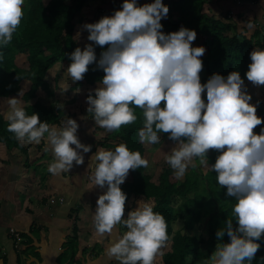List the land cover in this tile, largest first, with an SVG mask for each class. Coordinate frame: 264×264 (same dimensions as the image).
Here are the masks:
<instances>
[{
	"label": "clouds",
	"instance_id": "9594fccd",
	"mask_svg": "<svg viewBox=\"0 0 264 264\" xmlns=\"http://www.w3.org/2000/svg\"><path fill=\"white\" fill-rule=\"evenodd\" d=\"M24 5L25 0H0V48L12 40L24 16ZM168 11L162 0L142 5L137 0H122L111 15L84 23L87 40L106 47L98 59L93 43L75 47L68 54L67 75L73 82L82 80L95 62L104 75L85 98L87 113H92L96 125L111 131L136 121L134 106L139 107L141 142L157 143L160 133L176 141L166 160L177 178L185 175L194 157L215 170L218 185L226 186V194L235 203L233 218L217 229V245L203 264H252L264 234V127L254 131L264 118L257 115L256 104L249 102L252 96L238 70L226 77L213 73L201 83L205 47L192 45L197 36L194 29L181 26L161 31V19ZM249 56L245 76L255 85H264V48H253ZM7 105V129L21 143H39L46 135L45 150L53 156L48 172L59 175L74 163H84V153L92 145L78 139L76 119L66 116L62 126L41 121L38 113L28 114L19 96L8 97ZM209 149L218 152L210 165ZM148 164L139 150L124 142L114 148L100 147L89 159L90 188L104 189L93 212L96 232L112 234L117 225L126 229L106 248L107 256L119 264H155L169 239L166 218L154 211L152 202L138 200L125 217L127 194L120 185L130 169L147 168ZM225 233L229 241L220 242Z\"/></svg>",
	"mask_w": 264,
	"mask_h": 264
},
{
	"label": "trees",
	"instance_id": "16d2710c",
	"mask_svg": "<svg viewBox=\"0 0 264 264\" xmlns=\"http://www.w3.org/2000/svg\"><path fill=\"white\" fill-rule=\"evenodd\" d=\"M85 4V0H25L24 16L20 25L13 33L10 43L0 48V55L3 57L0 59V100L4 103L3 109L8 107L7 98L18 96L22 91V84L28 83L29 87L20 97L28 114L36 112L41 121H48L50 124L59 126L64 116L63 110L61 111L54 104L59 94L65 95L69 91H76L84 86L92 88L99 85L104 72L93 62L89 65V70L82 80L68 86L66 90L61 88L59 72L66 71L70 63L68 54L79 46L74 38V28ZM200 10V5L194 2L189 10L188 8L178 10L181 17L168 14L166 18L161 19L163 25L161 31L167 33L178 30L181 26L196 31L197 36L192 41V45L198 46L195 43H199L205 47V54L201 57L203 62L200 72L201 83L206 82L213 73L226 77L233 70H238L241 77L248 80L245 72L250 63L249 53L253 48H264V29L256 28L251 35L246 36L238 31L235 24L204 17ZM104 47L106 46H99L97 59ZM18 55L24 56L23 64L16 62ZM56 66L59 67V72L54 74L51 82H47L48 71ZM39 93H44L47 98L53 99V103H42L39 100ZM202 98L206 100V96ZM163 103L161 101V105ZM134 108L138 119L131 124L121 126L118 130H113L112 135L108 136L103 143H98L99 147L114 148L117 144L124 142L130 149L139 150L144 156L145 149L138 134L139 128L143 126L142 110L136 106ZM3 112L0 111V151L12 152L16 156L24 155L26 158V146L30 143H21L15 134L7 129L8 121L4 119ZM256 113L264 118L259 106L256 107ZM92 127L94 132L95 128L101 129L93 123ZM261 127H264V123L257 125L254 130L260 131ZM160 135L167 136L168 134L160 133ZM40 147L37 148L40 149ZM51 158H53L52 154ZM24 165L29 164L24 161ZM32 167L36 172L38 165L35 164ZM195 167L191 168L190 173L185 174L179 183L170 182V171L165 169L156 183L144 173L145 169L142 166L130 169L125 181L120 185L127 194L125 203L131 197L152 202L154 211L161 212L166 218L169 234L166 243H170V249L162 254L159 264H203L205 258L215 250L218 242L217 229L224 226L226 219L233 218L232 205L235 203V198L226 194V186L220 187L212 184L216 176L215 170L208 172L207 177L203 178V183H201L203 187L199 189V176L195 173ZM64 173L66 172H62L61 175L63 178ZM51 197L43 196L44 204H47ZM177 198H180L181 202L175 206L173 202ZM205 204L208 208L204 209ZM129 209L131 210L126 205L125 217ZM71 211L75 212L73 209ZM203 218H205V223L202 221ZM68 219L72 235L62 241L56 262L58 264H82L80 259L76 258L80 252L76 219L73 220L70 217ZM175 220L182 222L183 231H176L172 235L171 224ZM236 224L237 222L233 219V227ZM120 226L125 228L123 225ZM198 226L203 228L200 230L201 233L198 236L190 235L189 232H194ZM92 228L96 231L94 225ZM229 239L225 233L220 238V242H228ZM259 243L261 247L252 259V264H264V234L259 239ZM201 245H204L203 250ZM83 251L81 250V253Z\"/></svg>",
	"mask_w": 264,
	"mask_h": 264
},
{
	"label": "crops",
	"instance_id": "0c3cea01",
	"mask_svg": "<svg viewBox=\"0 0 264 264\" xmlns=\"http://www.w3.org/2000/svg\"><path fill=\"white\" fill-rule=\"evenodd\" d=\"M137 2L142 5L150 3L151 0H137ZM162 2L168 5L167 16L172 13L177 17L179 16L176 14L179 13L178 10L184 8L182 0H162ZM192 2L200 5V13L204 17L221 20L223 23L231 22L236 25L239 32L240 25H246L249 32L246 36L251 35L256 28L262 27L264 29V0H191L186 7L188 10L192 7ZM100 4L98 11H95L97 14L95 15L98 17H101L99 14L101 10L109 14L110 10L114 11L120 8L122 0H102ZM89 131L93 136H96L92 123H84L79 128L78 139L81 138L82 132L88 135ZM90 141L92 143L96 139L90 138ZM26 149L28 155L29 149L27 147ZM24 158V155L16 156L12 152L0 151V264H58L56 256L62 241L66 238H63L62 235H72L68 218L73 219L75 212L72 213L71 210L74 211L80 207L77 214L85 215L95 211L94 202H96L98 195L95 188L91 189L87 186L88 183H91L90 175L88 176L89 173L91 174L90 169H88L90 158H85L82 164L74 163L75 165L64 173V178L61 176L62 173L54 176L48 172L47 168H42V172L36 170L34 174L37 175L38 183H42L43 186L47 185L48 191L44 194L40 193L39 190L28 192L31 185L28 188L27 180L22 181L21 176L23 174L18 170L21 165H24V161L26 162L27 159ZM36 161L35 158L31 162L29 170L33 171L32 166L38 164ZM23 176L26 177V175ZM31 184H33V190L34 181ZM99 191L102 192V189ZM54 194L57 196V205L53 213L48 214L47 220L42 221L41 210L32 208L30 202L37 200L36 196L38 195V202L43 205V196L50 197ZM59 197H64L62 203H60ZM127 206L131 209L136 207L131 204V201ZM75 222L78 223V219ZM10 229L16 231L18 237L9 233ZM49 235L51 236L47 237ZM79 235L78 230L80 252L77 255L84 256L82 260H79L82 264H119L118 261L110 259L106 254V248L115 236L105 238L103 242L99 241L98 244L93 243L89 248H85L80 244ZM44 236L46 238H43ZM47 238H50V244H47ZM163 247L165 249L162 254L170 249V244L166 243ZM81 250L84 251L81 253ZM90 255L92 257H89Z\"/></svg>",
	"mask_w": 264,
	"mask_h": 264
},
{
	"label": "rangeland",
	"instance_id": "374dc122",
	"mask_svg": "<svg viewBox=\"0 0 264 264\" xmlns=\"http://www.w3.org/2000/svg\"><path fill=\"white\" fill-rule=\"evenodd\" d=\"M102 0H85V5L82 7L81 11H80V15H79V21L78 23L75 25L74 28V38L77 40L79 46L81 48H83L87 43H93L92 41L87 40V35H88V31L87 29H84L82 26L84 23L88 22H96L98 19H100L102 16L104 15H111L114 11L110 10L107 14L105 12H103L104 10H101V12L99 14H101V17L96 16V12L99 9V6L101 5L100 2ZM191 2V0H182V6L186 9V7H188L189 3ZM100 4V5H99ZM192 4H194V2H192ZM96 11V12H95ZM111 12V13H110ZM96 14V15H95ZM177 15H179L181 17L180 13H176ZM184 14V13H183ZM182 14V15H183ZM171 15H175L172 14ZM239 30L241 33L243 34H249L246 25H240ZM195 45L200 46L199 43H195ZM99 49V45H95L94 44V51L97 55V51ZM205 54V52H204ZM203 54V55H204ZM16 62L18 64H23L24 61V56L23 55H18L16 57ZM56 72H59V67L56 66L53 69H50L48 71V75L46 76V81L47 82H51L54 74ZM59 74L61 75V88H63L64 90L67 89L68 86H71L72 84L76 83L77 81L73 82L71 80V77H69L67 75V69L64 72H59ZM244 84L246 86L245 90L247 92H249L252 96L251 101H249L250 103L256 104V107L259 106L260 109H262L263 114H264V85H255L253 84L251 81L249 80H244ZM97 86H99L98 84L94 87H82L76 91H72V92H68L65 95L63 94H59V98L57 99V101L54 103L56 106H58L60 108V110L64 112V116L61 118L60 120V125L62 126V121L66 118V116H70L74 119L77 120L79 127L77 129V133L79 132V128L81 126H83L84 123H93L95 126L100 127L99 125L95 124L94 119L92 118V113H87L86 111V107H87V101H86V96L89 94V92L93 89H95ZM29 87L28 83H23L22 84V91L21 93L18 95L19 99L22 95V93L27 90V88ZM92 94H94V92H92ZM206 93H202V97H205ZM39 100L44 103V104H49L50 102L53 103V99L51 98H47L44 93H39ZM257 101H259V103H257ZM22 103V101H21ZM4 103L2 100H0V111L3 112V115L5 114V112L8 110V107L6 109L4 108ZM23 105V103H22ZM5 119V116H4ZM6 120V119H5ZM101 128V127H100ZM92 129V128H91ZM255 132H258V129L254 130ZM88 132V131H87ZM113 133V130L109 131L106 130L104 128L101 129H96L95 128V134L96 136H93L90 131L88 133V135H86L85 132L81 133V138L82 140H80L82 143L84 144H90L92 145L91 150L87 153H84V159L85 158H90L93 154V150L94 153L96 150H98L100 147L98 145V143H103L106 138L108 136H111ZM93 136V137H92ZM161 136V135H160ZM78 137V136H77ZM79 138V137H78ZM90 138L96 139L95 142L90 143ZM113 142V144L115 143V141H111ZM176 141L171 140L168 135L167 136H161V140L157 143H147V142H142V145L145 149V153L144 156L145 158H147V160L149 161L148 167L145 168L144 173L146 175H148L151 178L152 182H158L159 178L162 174V172L167 169L170 171L169 173V179L170 182H176L179 183L180 181L183 180L184 176L182 178H177L174 175V169L171 168V166L169 165V163L166 160V155L170 154L172 148L175 146ZM46 145H47V139H46V135L45 138H42L41 141L39 143H30L27 144V148L29 149V154L26 157V164L28 163L29 165H21L19 167V172H22L23 175H26V177L24 178V176L22 175V181L27 180V184L28 188L31 185V189L28 192H35L36 190H39L40 193H45L48 191L47 189V185L45 184V186H43L42 183H38L37 181V175L34 174L35 171L29 170L30 166H31V162L35 160V158L37 159L36 165H38L37 171L38 172H42V168H47L48 167V163L53 159L51 158V153H49L50 151H46ZM41 146L40 149H38L37 147ZM74 146V145H73ZM103 148H106V146H102ZM41 151L42 154H41ZM80 151L82 152L83 150L80 149ZM218 155L217 150L215 149H209V151L207 152V157H208V163L209 165L211 163H214L213 161H215L216 156ZM42 156V157H41ZM25 159V158H24ZM32 159V161H30ZM192 163H194L196 165L195 167V173L199 176V189H201L203 186L202 181L204 180L203 178L207 177V174L209 171H211L207 166L201 165L199 162V158L198 157H194ZM192 163L189 164L188 170L186 171V175L190 173V169L194 168L192 166ZM75 165V164H74ZM1 168V167H0ZM192 170V169H191ZM28 174V175H27ZM30 177V179H29ZM32 181H34L35 183V187L32 190L33 184ZM209 182V181H208ZM213 185L216 186H220L218 185L215 177L213 179ZM22 185V184H21ZM88 188H90V183L87 184ZM221 187V186H220ZM95 188L96 189V193L97 195L101 194L104 189L98 187V186H94L91 187V189ZM99 189H102V192L99 191ZM21 190V189H20ZM38 191V192H39ZM95 191V190H94ZM209 192V191H208ZM211 192V191H210ZM209 192V193H210ZM190 196V194H189ZM214 196V195H213ZM212 196V197H213ZM38 198L39 196H36L37 200H32L30 203L32 204L31 207L32 208H36L38 210H41L40 213L42 214V221H46L47 217H49V213H53L54 208L56 207V199L57 196L56 194L52 195L51 199L48 201L47 204H44V202L42 203L43 205H40V203L38 202ZM60 203L63 202L64 197H59ZM131 201V204L137 207V201L138 199H134L133 197H131L129 199L128 202L125 203V210H126V205ZM181 199L177 198L176 200H174L173 204L175 206H177L178 204H180ZM96 207V202H94V209ZM205 208H208L207 204H205L204 206ZM216 207V205L214 206ZM202 209V210H204ZM34 210V209H33ZM79 210L76 209L75 210V215H74V219H78V223H75L80 235L79 238L81 240L80 244L81 246H85V248H89L90 246H92V244H98L99 241L103 242L105 240V238H113L116 234H122L125 231V228L121 227L120 225H117L116 228L114 229V233L112 234H108L105 233L103 235L98 234L96 231H94V229L92 228V226L94 225L93 223V213L89 214V215H85V214H77ZM36 217V216H35ZM37 219V217L35 218ZM202 221L205 223V218L202 219ZM202 222V223H203ZM172 235H174V233L176 231H183L182 230V222L180 220H175L172 224ZM197 230H195L194 232H189V234H193L198 236L201 232L200 230H202L203 228H201L200 226H198V228H196ZM91 230V231H90ZM89 231V232H88ZM120 231V232H118ZM45 232V231H44ZM47 232H49V230H47ZM82 232V233H81ZM9 233L15 234L16 235V231L10 229ZM51 235L47 236L50 237ZM63 238H67L69 237L68 235H62ZM43 238H46L45 236ZM47 244H50V238H47ZM52 242V241H51ZM170 244V243H169ZM202 250L204 249V245H201ZM165 249V247H162L163 251ZM84 256H78L76 255V258H79L80 260L83 259ZM89 257H92L91 255ZM160 256L157 257L155 264H159L161 262L160 260ZM207 258V257H206ZM204 262V261H203Z\"/></svg>",
	"mask_w": 264,
	"mask_h": 264
},
{
	"label": "built area",
	"instance_id": "2783aa9c",
	"mask_svg": "<svg viewBox=\"0 0 264 264\" xmlns=\"http://www.w3.org/2000/svg\"><path fill=\"white\" fill-rule=\"evenodd\" d=\"M11 234H12V233H11ZM12 235H15V234H12ZM16 236H17V235H16ZM16 236H15V237H16ZM17 237H18V236H17ZM17 237H16V238H17ZM18 240H19V239H18Z\"/></svg>",
	"mask_w": 264,
	"mask_h": 264
}]
</instances>
